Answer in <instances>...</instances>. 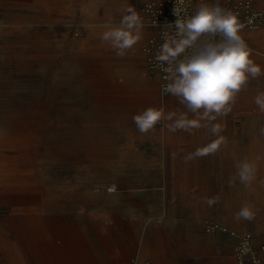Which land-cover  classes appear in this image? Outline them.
<instances>
[{
	"label": "rangeland",
	"instance_id": "rangeland-1",
	"mask_svg": "<svg viewBox=\"0 0 264 264\" xmlns=\"http://www.w3.org/2000/svg\"><path fill=\"white\" fill-rule=\"evenodd\" d=\"M239 1L0 0V264H90L113 248L123 264H241L244 234L264 259V112L254 102L264 74L211 122L218 134L205 121L171 132L168 120L142 134L132 120L148 107L187 111L157 55L200 3L237 15L264 72V0H253L257 29L234 11ZM129 6L139 38L121 56L101 37ZM221 137L215 153L198 154ZM243 160L255 165L250 188L234 179ZM244 203L254 219L236 221Z\"/></svg>",
	"mask_w": 264,
	"mask_h": 264
},
{
	"label": "clouds",
	"instance_id": "clouds-1",
	"mask_svg": "<svg viewBox=\"0 0 264 264\" xmlns=\"http://www.w3.org/2000/svg\"><path fill=\"white\" fill-rule=\"evenodd\" d=\"M183 3V0H179ZM120 21V25L106 31L102 42H107L117 55H124L137 42L140 20L133 7L129 6ZM181 9L175 5L173 14L178 17ZM176 32L166 39L157 60L168 66L169 83L166 91L184 105L186 112L165 115L162 109L148 107L132 117L138 131L146 134L162 120L172 121L169 131H191L205 121L215 135L221 129L218 124H211L217 117L227 115L236 103L238 94L245 90L250 80H255L264 72L251 58L252 50L239 34L242 25L231 10L216 4L200 3L194 15L187 19L175 20ZM135 31L136 35H133ZM167 37V34H165ZM178 37V39H177ZM182 57V58H181ZM260 112H264V92H257L254 98ZM187 113L194 118L189 119ZM260 134L264 135V127ZM223 138L215 140L202 150L199 155L215 153ZM190 157H185V163ZM234 179H238L245 188H250L256 176L254 163L243 160L236 164ZM264 186V180L260 181ZM232 183L230 181V185ZM218 197L206 202L211 206L218 202ZM236 221L254 219L253 206L244 203L234 214Z\"/></svg>",
	"mask_w": 264,
	"mask_h": 264
},
{
	"label": "built area",
	"instance_id": "built-area-1",
	"mask_svg": "<svg viewBox=\"0 0 264 264\" xmlns=\"http://www.w3.org/2000/svg\"><path fill=\"white\" fill-rule=\"evenodd\" d=\"M185 1L186 0H183L182 4H185ZM235 10L238 13L242 10L248 27L252 29L259 28L263 20V15L261 12L253 9V0H240L239 3L235 5L234 11ZM238 253L242 257L241 264H244V259L246 260V258L249 259L252 264H264V259L251 250V238L249 234L241 235Z\"/></svg>",
	"mask_w": 264,
	"mask_h": 264
},
{
	"label": "crops",
	"instance_id": "crops-1",
	"mask_svg": "<svg viewBox=\"0 0 264 264\" xmlns=\"http://www.w3.org/2000/svg\"><path fill=\"white\" fill-rule=\"evenodd\" d=\"M254 53L256 55L258 54V52L256 51ZM72 230H74V232H77L78 234L83 235L86 238H88V236L90 235L88 227L79 223L74 225ZM121 258H123V260H121ZM124 258L125 257L123 253H119V250L113 248L109 252H100L96 255H93L92 257L90 256L89 258L83 259L82 261L90 262V264H123L125 262Z\"/></svg>",
	"mask_w": 264,
	"mask_h": 264
}]
</instances>
